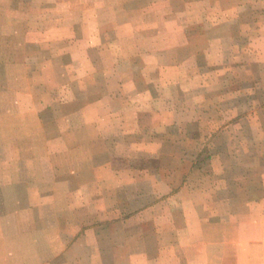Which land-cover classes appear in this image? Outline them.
I'll list each match as a JSON object with an SVG mask.
<instances>
[{
	"label": "rangeland",
	"instance_id": "1",
	"mask_svg": "<svg viewBox=\"0 0 264 264\" xmlns=\"http://www.w3.org/2000/svg\"><path fill=\"white\" fill-rule=\"evenodd\" d=\"M194 1L0 0V259L7 255L15 258L13 247L4 246L1 234L5 232L4 226L11 230L14 212L20 213L28 208V203L17 202L24 187L19 184L20 188H14L13 181H46L51 176H60L68 166L76 168V164H80V156L76 155L80 152V104L102 100V105L89 107L90 112H85L86 116H100L108 109H120L119 103L126 99L124 94L127 99H139L138 93L129 90L130 85L125 81L126 88L122 90L123 80L129 79L131 72L137 71L138 76L132 79L135 78L140 85L141 74L145 70L149 82L159 83L156 82L159 79V84L169 86L180 77V70L194 69L192 67L196 64L202 66L208 61L217 63L221 69H226L231 87L221 111L227 118L241 113L246 116L256 110L252 106L254 103L260 104L258 111L261 110L264 123V58L254 62L245 58L241 65L233 60L235 41L243 37L245 42L250 39V27L244 28L243 33L238 24L230 22L231 19L236 20L231 16L228 24L213 28L205 27L204 22L190 25L188 21L194 16L200 17L190 14ZM217 1L230 4L228 0ZM242 1L248 3L252 0ZM200 3L202 8L204 4H213L212 0ZM214 15L221 19L218 13L213 12ZM253 16L245 9L238 20L249 23ZM149 19L153 22L144 27L143 22L149 23ZM146 34L147 39L144 38ZM180 36H185L188 41L175 48L173 42ZM133 37H142L143 40L132 45ZM156 38L159 42L163 39L169 41L159 44L165 47L162 58L158 60L159 65L162 64V73L160 68H156V58L138 55L139 50L148 54L147 51L155 49ZM246 45L247 42L243 46ZM248 47L252 50L250 45ZM258 50L263 55V49ZM206 55L211 58H206ZM110 69H116V75L113 76ZM96 73L98 76H94ZM189 76L185 80L191 85L192 92L190 89L180 93L183 109L175 116L174 124H166L158 131L163 135L160 141L164 140L158 149L160 157L158 160L149 159L148 164L143 163L154 170L153 175L163 179L167 187L164 191L170 190L171 194L181 198L210 194L213 197L211 217L218 220L217 223L231 217V222L225 221L230 223L226 224L227 227L244 223L246 230L250 231H246V239L261 244L260 258L264 261V138H260L259 133L253 134L252 121L241 123V128L234 125L244 131L243 138L235 132L234 126L229 128V132H224L226 138L219 132L214 133L218 127L215 118L218 111L210 105L216 102L218 92L212 93L214 98L207 100V93L196 86L198 78L187 81ZM254 77L256 83L251 90ZM237 87L238 92L235 90ZM155 92L162 101L169 99L171 103H177L174 97H178V93L175 91L163 88L161 92ZM106 100L104 106L103 101ZM109 100L116 105H108ZM171 120V117L167 119L168 122ZM109 132H116L112 134L116 139L101 140L99 146L102 150H108V144L116 151L124 150L131 141L139 140H125L117 129ZM140 158L116 157L111 160L118 166L140 168ZM157 163L161 167L159 171L155 170ZM34 190L39 193L49 189L38 187ZM14 192L19 195L14 197ZM36 199L33 214L36 215L35 223L40 225L51 213L59 210L60 205L45 204L44 197ZM183 202L181 207L188 208L189 204ZM128 204L129 200L127 202L124 198L120 206L124 208ZM82 212L87 213L82 208L80 216H84ZM204 212L208 213V210ZM110 226L112 228L107 230L110 229L111 236L98 237V243L104 247H66L65 253L59 251V247H37V257L42 264L45 261L46 264L50 261L52 264L66 261L67 264H140V250L155 248L105 247L111 239L114 246L124 242L121 237L124 230L116 229L114 224ZM252 231L254 236L250 234ZM40 239L47 246L52 245V236L41 235ZM249 244L252 245L251 242ZM24 249L20 251L21 255L29 256V247ZM207 249L210 251L205 252L206 258H212V264L220 263L218 258L225 253L233 258L242 251L248 256L247 252L252 253L251 248L244 247ZM193 253L191 247H182L178 253H163L162 257L166 259L159 261L160 264H173L176 255L180 254L184 262L178 264H186ZM147 254L155 259L153 264H156L158 253L148 251Z\"/></svg>",
	"mask_w": 264,
	"mask_h": 264
},
{
	"label": "crops",
	"instance_id": "2",
	"mask_svg": "<svg viewBox=\"0 0 264 264\" xmlns=\"http://www.w3.org/2000/svg\"><path fill=\"white\" fill-rule=\"evenodd\" d=\"M228 1H230V4H221L218 1L215 3L212 0L213 4H204L202 8L200 6L202 0H195L193 7L192 5L190 7L192 8L190 14L199 15L201 18L194 16L188 23L193 25L204 22L205 27L213 28L228 24V18L231 16L236 20L233 21L231 19L232 21L230 22L238 24L243 29V33L244 28L248 27L252 31L251 38H247L245 47L243 46L246 43L245 37L241 40L237 38L235 41L236 51L233 56V60H236L235 64H243L245 58H249L253 62L258 58H264V0H256L255 2L254 0H249L251 2L248 3H244L242 0ZM245 9L250 14H254L252 21L249 23L238 20ZM213 12L221 15V19L216 18L217 14L213 17ZM209 15H211L210 19L208 18ZM202 17H205V19H202ZM150 22L153 21L149 19V23L143 22L145 24L144 27H147ZM178 27L183 28L181 25H178ZM144 38L147 39L148 35H144ZM178 38V40L175 38L173 42L175 48L177 45L188 41L185 36ZM142 40V37H133L131 42L133 45L134 42L141 43ZM158 40V38L155 39V49L151 52L147 51L148 54L140 50L138 53L141 58H156L157 69L162 65H159L158 60L162 58L161 55L165 50V47L162 48L159 44L169 42L165 41V39L161 42ZM248 45L252 47V50H250ZM258 48L263 49V55ZM205 57L211 58L210 55ZM192 68L194 69L178 71V76L181 78L179 77L180 79L178 78L169 86L159 84V79L156 80L159 83L149 82L148 74L145 70L141 74L143 78L141 82L144 84L142 85L141 83L140 85L135 78L132 79V77L138 76L137 71H134L136 73L131 72L130 78L123 80V86L125 82L129 84V90H133L136 94L138 93L139 99H127V95L124 94L126 99L121 100L119 103L120 109H108L106 114H100L101 117L94 114L86 116L85 112H90L88 110L89 107L102 105V100L94 101L92 104H80V152L76 154L80 156V164H76V168L68 166L66 170L61 171L60 176H51V179L46 181H13L14 188H20L19 184L27 188L26 190L24 188L20 190L21 195H24V197L20 195L17 202L20 204L28 203V208L20 213L14 212V223L11 230L4 226L5 232L3 231L1 234L5 243L4 246L13 247L15 258H9V255L3 256L0 259V264H42V261L37 257V247H59L58 250L64 253L67 251L66 247H76L77 249L79 247H104L103 244L98 243V237L111 236L112 233L107 228H110V225L113 224L116 229L124 230V234L121 235L124 242L122 240V244L119 243L117 244L118 246H114V241L111 239L110 244H106L105 247H155L140 250V264H153L155 262V259L147 254L148 251H156L158 253L156 264H160L159 260L161 258L163 260L166 259L162 257L164 256L163 253H169L170 251L178 253L182 251V247H191V252H194L185 261L186 264H212V258L207 259L208 255L205 254L206 251H210L207 249L208 247H223V249L244 247V249H252H250L252 253L247 252L249 256L244 251L241 252L243 256L239 254L235 258L231 257V255L229 257V253H225L218 258L220 261L218 264H264L263 258H260L261 244L246 239L248 236L246 235L247 230L244 227V223L237 227L236 225L233 226V224L232 227H227L226 224H230L225 223L227 219L224 218V222L220 221L217 223L216 221L218 220L211 217L213 216L210 211L213 197L210 194L181 198L177 194H171L170 190L164 191V188L167 187L163 179L159 178V175H153L152 171L154 170L148 165H144V163L148 164L149 159L160 157L158 149L162 147L161 143H164V140L160 141V137L163 138V135L158 133V131L166 124H174L175 116L183 109L180 105L182 101L180 93L188 92L190 89L192 92L191 85H188L185 80L188 75L191 77L189 76L187 81L198 78L196 86L200 88L198 90H203V92L207 93L209 96V98L206 97L207 100L214 98L212 93L218 92L217 94H219V96L215 95L216 102L210 105L215 107L220 113L216 112L215 115L218 127L213 131L214 133L219 132L226 138L224 132H229L230 127L239 125V128H241V123L245 124L252 121L253 134L259 133L260 138L262 136L264 138V123L260 116L261 110L258 111L260 104L255 105L254 103L252 106L256 110L246 116L241 113L227 118V115L221 111V108L228 100L226 94L231 89L228 85L226 69H221L222 67L218 66L217 63L209 61L202 63V66L201 64L200 66L196 64ZM93 70L89 71L87 75ZM96 70L100 71V69ZM160 70L162 73L163 70L161 68ZM110 72H112L113 76L116 75V69H110ZM157 74L159 75L160 73L158 72ZM94 76H98V73L94 74ZM254 82L255 77L251 90L255 87L256 82ZM125 88V86L122 87V90H125ZM163 88L178 93V97H174L177 103H171L169 99H164L165 97L163 101L159 99L155 91L158 90L159 92L160 90L161 92ZM235 90L238 92V87ZM106 103L107 100L106 102L103 101L104 106ZM108 105L113 106L116 104L109 100ZM170 117L172 120L168 122L167 119ZM234 127L236 128V126ZM239 128L237 127L235 132L239 133L240 137L243 138L244 131H240ZM115 129L122 134L125 140L133 139L135 141L137 138L139 140L135 143L131 141L123 148L124 150L120 151L111 148L109 144L108 150L100 149L101 140L116 139L112 135L116 132H109V130ZM154 141L159 143L155 144ZM132 156L141 157L142 164L140 168L118 166L113 159L111 160V158L116 157L126 159ZM178 162H180V159ZM155 168L156 171L161 170L159 163H157ZM38 187L48 188L49 190L38 193L37 190H34ZM14 193V197L19 195L17 192ZM37 197H44L46 199L45 204L60 205L59 210L50 215L48 213L47 216H49L46 222L40 225L35 223L36 218L34 216L36 215L33 214V208H35L33 204L37 202ZM124 198L127 202L129 200V204L128 207L124 205L123 208L120 205L124 203ZM182 200L184 201L183 203L189 204L188 208L181 207ZM186 200L188 201L186 202ZM134 204L136 206H133ZM179 206L183 210L182 213ZM166 207L167 210H165ZM82 208L87 212L86 214L82 212L84 216H80V209ZM202 210H208V213H203ZM211 218L212 220H210ZM230 220L231 217L227 222H231ZM249 232L247 231V233ZM250 234L254 236L255 233L252 231ZM41 235L52 236V245L47 246L41 241ZM8 237H12V239L10 240ZM20 247H22L23 251H25L24 247H29V256L21 255L20 251L22 250ZM6 251H9V248ZM134 251L137 252L139 250L134 249ZM243 258L245 259L243 260ZM182 261L184 262V259L179 254L178 256L176 255L172 262L173 264H178V262L181 263ZM50 262L48 263L52 264ZM44 264H46V261ZM59 264H67V261Z\"/></svg>",
	"mask_w": 264,
	"mask_h": 264
}]
</instances>
